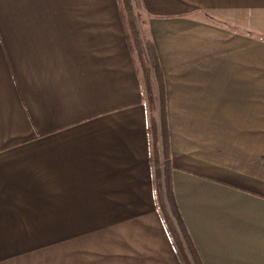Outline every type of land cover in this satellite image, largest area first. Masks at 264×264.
Masks as SVG:
<instances>
[{
  "label": "crops",
  "instance_id": "1",
  "mask_svg": "<svg viewBox=\"0 0 264 264\" xmlns=\"http://www.w3.org/2000/svg\"><path fill=\"white\" fill-rule=\"evenodd\" d=\"M133 12L162 71L173 196L201 263L264 264V41L230 28L264 23V0ZM127 19L120 0H0V264H180Z\"/></svg>",
  "mask_w": 264,
  "mask_h": 264
},
{
  "label": "rangeland",
  "instance_id": "2",
  "mask_svg": "<svg viewBox=\"0 0 264 264\" xmlns=\"http://www.w3.org/2000/svg\"><path fill=\"white\" fill-rule=\"evenodd\" d=\"M258 20L259 18L255 19L254 30H250V29L243 30L244 28L235 27V26L234 27L231 26L230 28L232 29V31L238 34H245L247 36L255 38V40L257 41H264V23L258 22ZM210 21L211 20L206 19V22H210ZM216 22L220 24L222 23L220 21L219 22L216 21ZM139 31L141 38L140 40L142 41V47L141 49H138L135 46V42L132 41V45H133L132 51H133V56L137 63V68L142 82V101L147 113L151 174H152V184H153L154 194L156 198V206L158 210L161 212L160 214L162 216V219H164L163 217H165V214L168 213L170 217V221H174V225L177 227V230L179 231L180 229L177 226V223L173 217L174 214L169 205V200L167 198L168 195H166L167 194L166 182H164L165 163H164L163 151H162V137L164 135V132H166L168 136L167 121H166L167 112H166L165 86L163 83L164 92L161 97L159 93L160 92L159 86L157 84L156 78H154L153 70L151 69L148 62L150 60L147 52L148 50H146L145 48V43L150 44V42L144 40V36L141 33L140 26H139ZM147 68H148V72L145 71L147 70ZM261 98H262L261 95H256L255 102L256 103L262 102ZM163 118H165V120H163ZM164 125H166L165 129H164ZM170 157L171 156L169 154V160ZM157 162L159 164V167H157L156 165ZM178 235L180 237V242L183 244L184 247H186L187 244L183 241L181 234L178 233Z\"/></svg>",
  "mask_w": 264,
  "mask_h": 264
},
{
  "label": "trees",
  "instance_id": "3",
  "mask_svg": "<svg viewBox=\"0 0 264 264\" xmlns=\"http://www.w3.org/2000/svg\"><path fill=\"white\" fill-rule=\"evenodd\" d=\"M136 3H137V0H122V3L120 0V4L124 7V10L128 18L127 19L128 28L134 39L135 46L138 49H141L142 41L140 40V34L137 29L136 19H135L134 12H133V8L134 6H136ZM145 48L146 50H148L147 52H148V56L150 59L148 62H149L151 69L153 70V75H154V78H156V81H157V84L160 90L159 93L162 97L163 92H164L163 78H162V71L159 66L156 53L152 45L149 43L148 44L145 43ZM145 71L148 72V68ZM163 120H165V118H163ZM165 127L166 125H164V129ZM162 151H163V158H164V163H165V166H164L165 167L164 168L165 169V173H164L165 181L164 182H166V188H167L166 195H168L167 198L169 200V205L171 207V210L174 214L173 217L180 230L179 231L177 230V227L174 225V221H170V217L168 213L165 214V217H163L164 219L162 220L165 223L167 232L172 240V244L174 246L176 257L179 263L180 264H202L197 254V251L192 243V240L187 233L186 227L181 218V214L179 213L178 207L176 205V202L173 196L171 165H170V160H169V142H168V136L166 132H164V135L162 137ZM156 165L157 167H159L158 162ZM159 213L161 212L159 211ZM178 233L181 234L183 241L187 244L186 247H184L183 244L180 242V237Z\"/></svg>",
  "mask_w": 264,
  "mask_h": 264
}]
</instances>
